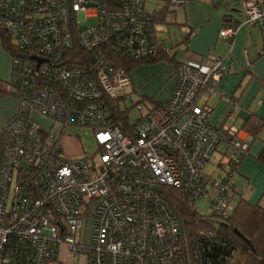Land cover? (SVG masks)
Here are the masks:
<instances>
[{"label": "built area", "instance_id": "1", "mask_svg": "<svg viewBox=\"0 0 264 264\" xmlns=\"http://www.w3.org/2000/svg\"><path fill=\"white\" fill-rule=\"evenodd\" d=\"M189 1L169 0L176 7ZM242 11L264 35V0H243ZM153 22L145 0H0V25L18 52L9 81L19 99L3 127L0 264H67L59 260L62 246L86 264H190L168 193L182 192L194 209L205 199L207 220L233 210L234 175L247 142L235 128L210 123L211 106L199 102L229 72L221 58L207 55L203 68L179 65L168 100L127 128L103 104L129 84L123 69L101 50L91 62L60 64L74 41L90 51L113 38L131 57L153 56L162 46ZM238 26L222 27L218 37L232 39ZM31 110L62 126L91 128L96 155L69 157ZM220 142L238 154L224 163L220 179H210L205 166Z\"/></svg>", "mask_w": 264, "mask_h": 264}, {"label": "crops", "instance_id": "2", "mask_svg": "<svg viewBox=\"0 0 264 264\" xmlns=\"http://www.w3.org/2000/svg\"><path fill=\"white\" fill-rule=\"evenodd\" d=\"M242 1L190 0L184 7L178 8L173 7L168 0H145V10L154 17L157 10L169 3L165 22L156 24L153 18L156 36L161 43L168 40L159 35L158 26L168 24L170 22L168 18L178 24L181 33L178 37L174 34L173 39L168 38L173 45L179 44L191 31L185 44L181 42L178 45L180 50L176 55L178 60L203 68L206 55H214L221 58L229 67V72L216 84V91L209 95L203 92L199 102L205 98L211 106L208 117L210 123L215 126L233 127L239 131L244 140L250 141L242 127L243 123L251 115L264 120V35L256 27L244 22ZM147 5L149 10L146 8ZM233 23L239 25L235 36L230 40L220 39L219 30ZM150 64L154 65L142 64L131 72L130 86L132 89L142 87L146 96L153 97L151 99L160 104L165 103L175 84L176 68L173 63L165 62L163 59ZM158 69L162 71L155 73L159 74V78L149 86L151 81L147 83L148 75ZM10 72V55L3 49L0 42V79L9 81ZM18 106L15 96L0 98V129L17 112ZM226 147L224 142H220L215 153L220 152L223 156ZM262 147H264V128L257 139L250 141L248 152L240 162L234 176L237 193L231 200L233 208L240 199L251 204L264 205V164L257 160ZM215 153L206 165L207 167L210 164L211 167L205 170V174L211 178L214 176L216 179L220 177L216 170L221 173L223 170L218 165L222 158L213 159ZM227 154L231 155V152ZM62 247L63 250L60 247L59 251L61 262L86 264V259H82L83 257H80L81 262L78 263L79 256L75 259L67 257L65 247Z\"/></svg>", "mask_w": 264, "mask_h": 264}, {"label": "trees", "instance_id": "3", "mask_svg": "<svg viewBox=\"0 0 264 264\" xmlns=\"http://www.w3.org/2000/svg\"><path fill=\"white\" fill-rule=\"evenodd\" d=\"M169 2V0H168ZM170 3V2H169ZM164 4L154 13L156 24L165 22L167 13V5ZM160 20V21H156ZM235 24V23H233ZM232 25V24H230ZM229 26V25H227ZM84 28V26H82ZM155 41H159L156 36V28L154 26ZM183 38L182 43L187 40ZM0 42L3 49L11 55H17L18 52L13 48V38L7 33L6 28L0 25ZM160 42V41H159ZM181 42L179 44H181ZM163 43V44H162ZM162 46L155 55H150L142 59H137L127 55L121 48L115 47V40L110 38L109 44L100 46L93 50H86L76 44L69 49L62 50V58L60 64L70 67V64H79L91 62L92 54L97 50L104 52L107 59L115 63V69H123L131 77L130 73L142 64H150L163 59L165 62L173 63L175 68L181 64H188L185 61L178 60L176 55L179 53L178 45H173L169 39L162 42ZM185 44V43H184ZM207 56V55H206ZM190 65V64H189ZM56 89H61V83L57 78L53 79ZM131 81L122 91V94L116 98L107 97L103 101L105 107L112 112L115 123L123 124L126 128L133 127L135 123L154 113L161 104L149 98H139L138 102L132 105L137 113L136 118L131 121L129 118V109L125 108V101L131 96L133 89L130 86ZM131 89V91H130ZM15 96L18 100V91L14 88L11 81L0 79V98ZM67 106L74 105L73 99H64ZM142 103V104H139ZM124 106V108L122 107ZM144 107L146 111L141 112ZM247 132L250 141H254L264 128V120L251 115L242 125ZM249 140L247 143L249 145ZM4 129H0V161L3 153ZM227 153V150H225ZM264 164V147L257 158ZM229 163V162H228ZM219 165V164H218ZM224 166H222L223 168ZM170 208L178 221L180 231L185 236L184 247L188 251L190 264H264V205L259 203L251 204L240 199L234 206L228 217L207 220L204 215H200L196 209L190 204L188 198L180 191H170L167 195ZM26 263V262H20Z\"/></svg>", "mask_w": 264, "mask_h": 264}, {"label": "rangeland", "instance_id": "4", "mask_svg": "<svg viewBox=\"0 0 264 264\" xmlns=\"http://www.w3.org/2000/svg\"><path fill=\"white\" fill-rule=\"evenodd\" d=\"M146 8L147 9L149 8L148 5ZM168 21H170L168 24L158 26L159 35L161 37L167 39V40L169 37H171L173 39L174 34L177 37L180 36L181 33L179 31L178 24L173 23L171 18H168ZM153 24H154V22H153ZM151 65H154V64H148V66H151ZM159 70L160 69H158L157 71H154L148 75L147 83H150V81H151V84H149V86H151L153 84L155 79L159 78V74H157V75L155 74L158 72H162ZM130 75H131V73H130ZM2 80L6 81L5 79H2ZM133 90L134 91L132 92L131 96L125 101V106H126L125 108L129 109V118L131 121H133L137 116V113L135 111L136 109L134 107L132 108V105L137 103L139 98H145L144 99L145 101H147V99H149V98H153V97L146 96L145 93L142 91V87H140L138 89L135 88ZM130 91H131V89H130ZM139 104H142V103L139 102ZM122 107L124 108L123 105H122ZM145 111H146V109L144 107H142L141 112L144 113ZM30 117L37 123V125L39 126L40 129H42L47 134L53 135L55 137L53 140H55V139L59 140L63 151L69 157H82L84 155L91 157V156L96 155L98 147L94 141L93 130L91 128H89V127H86V128L85 127H78V126H62L59 123L53 122L49 117L42 115L40 112H38L36 110L30 111ZM224 143L226 144V142H224ZM226 146H227L226 147L227 152L230 151L231 155H228L226 153V151L223 154V156L221 155L220 152L215 153L217 151V148L214 152L215 155H214L213 159L215 158L216 160H219V157L222 158L218 164L220 165V168L223 170L222 173L219 170H216L217 174H220V175H218L220 177L216 178V179H220L222 177L224 171H226L224 169L226 166L224 163L229 162V161L232 162L233 156L238 154V150H235L234 148L228 147L227 144H226ZM248 148H249V145L247 143V148L244 151V153H242V158L238 163V167H239V164L242 161L243 157L247 154ZM222 166H224V167L222 168ZM210 167H211L210 164L207 167L205 166V168H206L205 170H208ZM238 167H237V170H238ZM237 170H236V172H237ZM236 172H235V175H236ZM209 178L212 179V178H214V176L212 178L211 177H209ZM209 189H210L211 193L214 191V189H212V188H209ZM194 207L200 215H204L206 212L207 201L205 199H199L198 201H196L194 203ZM61 249L63 250V247H61ZM82 259H86V257L84 256ZM78 262H81L80 256H79L77 263Z\"/></svg>", "mask_w": 264, "mask_h": 264}]
</instances>
